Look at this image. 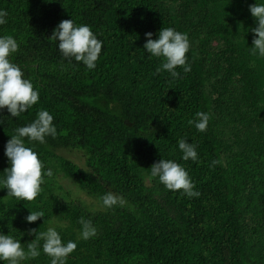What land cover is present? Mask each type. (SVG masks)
Masks as SVG:
<instances>
[{"label":"trees","instance_id":"trees-1","mask_svg":"<svg viewBox=\"0 0 264 264\" xmlns=\"http://www.w3.org/2000/svg\"><path fill=\"white\" fill-rule=\"evenodd\" d=\"M256 2L0 0L8 12L0 36L17 40L10 59L40 94L17 118L0 110V174L10 167L5 147L17 128L40 110L57 127L44 144L25 141L53 172L37 198L7 197L0 186L4 234L27 245L36 239L31 230L56 226L62 242L77 243L66 264H264V57L250 50ZM68 19L103 42L94 70L51 40ZM163 27L189 36L192 70L178 67V79L157 72L162 60L144 49L145 34L156 39ZM201 111L211 117L203 133L189 123ZM180 139L196 142L198 161L182 159ZM162 159L183 166L201 195L189 199L150 179ZM108 192L125 203L103 207ZM30 211L45 215L29 224ZM81 217L95 237L79 238ZM39 243L40 256L20 264H51Z\"/></svg>","mask_w":264,"mask_h":264},{"label":"clouds","instance_id":"clouds-1","mask_svg":"<svg viewBox=\"0 0 264 264\" xmlns=\"http://www.w3.org/2000/svg\"><path fill=\"white\" fill-rule=\"evenodd\" d=\"M252 17L256 20V27L251 29L254 35L253 47H250L253 55L264 57V3L257 2L249 6ZM8 12L0 9V25L7 23ZM153 33L145 34L147 42L144 49L149 57L161 59V65L157 72L167 71L173 78H180L181 73L177 68H182L185 74L191 72V63L187 60L190 50V40L186 33L177 31L172 27H163L153 39ZM51 40L58 41L59 50L65 58H74L76 62H82L87 69L94 70L101 55L103 42L93 33L91 27L86 24L77 25L73 19L63 20L53 30ZM17 40L10 35L0 36V110L7 108L12 117H19L39 102L40 94L31 80L24 78L22 68L13 63L10 56L18 51ZM210 114L197 112L196 119L189 121L195 128L206 132ZM57 136V127L54 124V116L48 110H40L37 118L26 126L19 127L15 134L7 142L5 156L10 167L0 174V186L7 189V197H13L21 201H33L42 191L41 185L44 177H52L51 169H45L39 154L33 148L26 146L28 143L39 142L44 144L46 137ZM179 150L183 153L182 159L193 162L198 161L199 154L196 142L189 143L185 139L178 141ZM221 161H213V166ZM150 179L158 178L168 190L182 191L189 199L198 198L201 194L195 190V184L191 180L188 171L175 160L162 159L150 169ZM102 206L112 208L123 205L125 200L108 192L100 198ZM43 211H30L25 218L29 224L35 223L44 217ZM81 231L79 238L89 240L95 237L97 229L92 221L80 218ZM36 239L24 245L20 239L13 235L4 234L0 229V264H20L26 258H37L41 254L39 241L43 240V253L51 257V264H66L67 257L72 254L77 243L74 241L62 242V237L56 226H49L45 232L31 230ZM25 246L26 249L25 250Z\"/></svg>","mask_w":264,"mask_h":264},{"label":"rangeland","instance_id":"rangeland-1","mask_svg":"<svg viewBox=\"0 0 264 264\" xmlns=\"http://www.w3.org/2000/svg\"><path fill=\"white\" fill-rule=\"evenodd\" d=\"M71 157H72V158H75L76 160H79V159H77V157H76L75 155H72Z\"/></svg>","mask_w":264,"mask_h":264}]
</instances>
